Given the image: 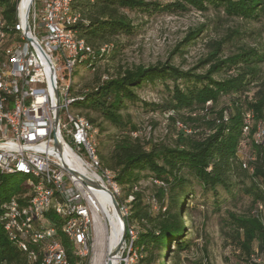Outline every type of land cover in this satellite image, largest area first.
Masks as SVG:
<instances>
[{
    "label": "trees",
    "instance_id": "1",
    "mask_svg": "<svg viewBox=\"0 0 264 264\" xmlns=\"http://www.w3.org/2000/svg\"><path fill=\"white\" fill-rule=\"evenodd\" d=\"M169 1L162 4L144 0H73L72 9L80 18L75 30L93 50L91 59L82 64L85 69L96 68L109 56L115 37L132 34V23L122 10L155 14L190 9L207 12L212 8L227 19L261 24L264 34V0ZM16 2L0 0V16L4 31L9 35L17 19ZM205 28L203 25L190 31L182 43L187 46L195 43ZM240 34L231 31L212 42L207 56L186 71L169 62L134 66L121 70L113 78L102 79L89 92L77 91L74 85V89L71 88L76 98L72 111L97 129L95 153L101 171L113 177L118 191L116 199L127 213V229L138 226L133 248L149 252L153 258L162 253L160 264L165 263L167 251L179 253L190 248V242L183 237V220L188 217L184 205L187 196L194 194L193 182L204 194L218 195L221 189L231 198L245 194L257 209L264 208V53L241 47L222 56L224 44L233 42ZM104 46L108 50L101 53ZM114 56L115 53L111 58ZM205 67L204 72L197 73ZM157 83L163 86L167 97L161 103H142V106L168 117L186 113L181 116L191 129L189 133L177 129L179 121L170 117L177 129L173 145L143 141L136 136L138 129L129 116L123 114L129 103L139 101L137 90ZM91 114H97L102 123L116 130L115 133H107L102 123H97L98 118ZM258 131H261V140L256 139ZM98 133L106 135L97 139ZM244 143L250 145L251 152L242 160L238 153ZM9 176L0 173V209L13 195L28 192L25 184L20 188L8 187ZM148 179L161 183L155 186L154 198L159 205L155 212L144 202L143 191L137 189L142 180ZM52 210L46 215L48 223L57 226L59 221ZM227 216L231 228L229 237L247 257L245 261L264 264V223L260 211L252 215L228 213ZM60 237L70 256L69 244L61 232ZM171 243L174 244L172 250ZM14 247L0 222V264H28L23 253ZM253 254L261 261H250ZM143 261L146 260L141 256L140 264Z\"/></svg>",
    "mask_w": 264,
    "mask_h": 264
},
{
    "label": "rangeland",
    "instance_id": "2",
    "mask_svg": "<svg viewBox=\"0 0 264 264\" xmlns=\"http://www.w3.org/2000/svg\"><path fill=\"white\" fill-rule=\"evenodd\" d=\"M144 1H158L162 4L170 2L169 0ZM40 7V4L37 3V9ZM121 12L131 21L132 34L115 37L112 41L113 50L110 51L105 60L97 64L96 68L87 70L85 65H79L76 68L74 87L77 91L89 92L102 79L113 78L121 70L134 66L147 67L169 62L170 65L183 71L189 70L195 67L200 59L207 56L211 51L210 44L212 42L219 41L231 31H238L241 34L233 42L224 44L222 56L226 57L241 47L254 48L264 53V34L261 32V24H245L237 18L227 19L223 14H217L212 8L207 12H199L193 9L186 12L169 13L163 11L155 14H143L135 10H122ZM203 25L206 28L201 36L195 40V43L188 46L182 43L190 31ZM114 53V58H111ZM206 69L207 67L203 70H197V73H202ZM136 93L139 101L129 103L128 109L123 114L129 116L131 123L138 129L136 136H139L143 141L173 145L176 140L177 129H183L187 133L191 131L190 128L186 127L189 125L186 119L182 118L186 113L180 114V116L169 115L179 121L176 129L174 121L166 114L151 112L142 106V103H161L167 97V92L161 84L147 85L137 90ZM91 116L98 118L97 114H91ZM61 117L63 118V113ZM97 123H102V121L98 118ZM101 125L108 130L107 133H115L116 131L104 123ZM260 134L261 131L256 133V139H260ZM96 135L97 129L94 136L95 144ZM104 135L106 133H98L97 139H103ZM250 152V145L244 143L238 155L243 160L247 158ZM96 174L103 180L107 188H112L110 179L108 180L101 173ZM24 177L11 175L7 177L6 184L8 187L20 188L26 181V177ZM192 184L194 194L187 196L184 207L188 217H184L183 220L185 226L183 237L190 242V248L179 253L167 251L164 264H252L245 261L247 257L240 252L237 245L229 237L231 228L228 225L227 215L228 213L252 215L260 211L264 223V208L262 210L257 209L256 204L248 195L239 194L235 198H231L222 189L218 190V195L204 194L195 182ZM159 185H161L160 182L153 183L148 179L142 180L137 188L143 191L144 202L149 204L154 212L159 206L154 198L156 187ZM120 195L123 197L121 192ZM129 201L128 199L127 203ZM103 223L106 229H109L104 218ZM132 229L136 238L138 226L133 225ZM101 239L103 240L102 234L96 235V245L97 241ZM101 248L102 252L100 253V247L97 245V253L101 259H105L107 248L105 245H102ZM169 248L172 250L174 244L171 243ZM161 255L162 253L158 255L160 259L158 257L153 258L151 253L141 252V250L132 247L128 259L132 261V264H140L142 256L146 260L141 262L142 264H160ZM250 261L260 262L261 258L257 254H253Z\"/></svg>",
    "mask_w": 264,
    "mask_h": 264
},
{
    "label": "built area",
    "instance_id": "3",
    "mask_svg": "<svg viewBox=\"0 0 264 264\" xmlns=\"http://www.w3.org/2000/svg\"><path fill=\"white\" fill-rule=\"evenodd\" d=\"M37 3L41 6L39 9ZM63 3L64 0H33L24 46L18 47V52H11V48H6L7 37L5 42H2L0 173H6L10 168L36 169L45 172V179L59 182L70 210L78 209L85 213L80 243L83 250H86V258L81 260H86V264H107L108 255L101 259L97 253V226L93 217V211L97 210V207L93 191L63 169L62 160L53 144V121L58 111L56 135L61 147L63 144L68 145L88 170L97 173L87 150V142H92L89 128L83 122L68 119L64 113V103L68 98L64 94L65 75L71 59L61 58V50L76 49L71 47V37L61 34ZM20 19L25 26V18ZM5 55H17V62L4 63ZM43 181L40 180L39 185ZM29 198L30 206L43 210L44 194ZM9 203H12V200ZM8 216L13 218V215ZM132 233L133 230L126 232L124 242L128 234ZM38 234L41 235L46 249V242H53L54 232L42 231ZM124 242L111 259L112 264H124ZM50 253L51 259H55V264H62L55 242Z\"/></svg>",
    "mask_w": 264,
    "mask_h": 264
},
{
    "label": "bare ground",
    "instance_id": "4",
    "mask_svg": "<svg viewBox=\"0 0 264 264\" xmlns=\"http://www.w3.org/2000/svg\"><path fill=\"white\" fill-rule=\"evenodd\" d=\"M30 1L17 0V19L11 35L4 31L5 25L0 16V59L2 55V42H5L6 37V48H11V52H18V47L24 46L25 26L20 17H24ZM64 2L60 21L61 34L62 36L71 37V47L76 49V51H72L71 48H62L61 50V58L71 59L68 64L67 75H65L64 94L68 98L64 103V113L68 119L75 120V122H83L89 128L92 142H87V150L90 155V160L94 162V171L101 173L108 180H111V189L116 195L118 191L112 182L113 177H108V172L101 171L95 153L94 136L96 128L71 109L76 100L74 95L75 91H71L74 85V72L79 65H82L83 62L92 57L93 50L77 35L75 27L80 18L72 9L73 0H64ZM106 50H108V47L104 46L100 49V52L104 53ZM11 62H17V55L4 56V63ZM62 159L70 169L94 182L105 185L103 180L97 174L88 170L85 163L65 144L62 147ZM4 175H22L26 177L24 184L28 187V192L13 195L3 203L0 209V222L7 239L12 246H15L20 253H23L27 259V263L55 264V259H51L50 253V249H53V242H55V248L57 249V253L60 254L62 264H86V260H81L86 258V250H83V245L80 243V233L83 230V225H85V213L78 209L70 210L59 182L45 179V172H40L36 169L10 168ZM40 180L44 181L39 185ZM40 194H44L43 210L39 209V207L30 206L29 196ZM93 194L97 207V210L93 211V217L97 226V235H103V240L97 241V245L100 247V253L102 252V245H105L107 248V256L120 239L122 224L110 204L108 193L102 190H94ZM11 200L12 203H9ZM56 204L58 206H55ZM51 209H53L52 211L59 221L57 226L49 225L48 223L49 220L46 215L50 213L49 211ZM122 212L124 215L127 214L123 208ZM2 213L7 215H2ZM8 215H13V218L11 219V216ZM103 218L107 222L109 229H106ZM132 230V228L127 229V232H132ZM42 231L54 232L53 242H46V249H44L41 235L38 234V232ZM60 232L69 244L70 256H67V252L63 247ZM134 239L135 232L128 234L126 237L122 251V261L124 264H132V261L128 259V255L133 247Z\"/></svg>",
    "mask_w": 264,
    "mask_h": 264
},
{
    "label": "water",
    "instance_id": "5",
    "mask_svg": "<svg viewBox=\"0 0 264 264\" xmlns=\"http://www.w3.org/2000/svg\"><path fill=\"white\" fill-rule=\"evenodd\" d=\"M33 3V0L30 1L28 7L26 8V11L24 13V18H25V32H27V28H28V17H29V10L31 8V4ZM55 95H57V93L55 92ZM58 111L55 114V118L53 121V144L54 147L58 153V156L60 157V159L62 160V167L65 171H67L70 175H72L73 177H75L76 179H78L82 184H84L86 187L90 188L92 191L94 190H102L105 191L106 193H108L109 197H110V204L112 206V208L114 209L116 215L118 216L121 224H122V231H121V236L120 239L118 241V243L115 245V247L113 249H111V251L108 254V258L109 260L107 261V264H112L111 259L118 253L122 243L124 242V238L127 232V226H126V222H125V215L122 212V208L120 207L116 196H115V192L110 190L109 188H107V186L105 185H101L97 182H94L90 179H88L87 177L81 175L80 173L70 169L66 163L63 161L62 159V147L61 144L59 142V139L56 135V129H57V125H58Z\"/></svg>",
    "mask_w": 264,
    "mask_h": 264
}]
</instances>
